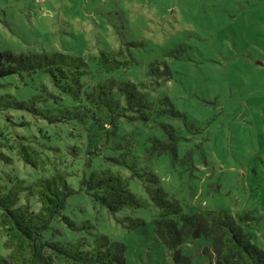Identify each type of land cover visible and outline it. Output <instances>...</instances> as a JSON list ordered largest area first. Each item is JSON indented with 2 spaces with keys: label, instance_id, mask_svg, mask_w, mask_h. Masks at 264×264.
Wrapping results in <instances>:
<instances>
[{
  "label": "rangeland",
  "instance_id": "rangeland-1",
  "mask_svg": "<svg viewBox=\"0 0 264 264\" xmlns=\"http://www.w3.org/2000/svg\"><path fill=\"white\" fill-rule=\"evenodd\" d=\"M120 46L135 58L125 78L149 83L155 97L169 95L184 113L166 120L181 135L180 155L191 151L194 159L189 168L168 154L146 163L141 156V167L157 173L187 213L208 208L239 217L251 212L253 217L240 223L264 249V0H0V51L88 58ZM153 61L171 69L160 86L146 74ZM6 78L11 84L0 86V93L27 98L33 92L19 76ZM152 133L162 136L145 127L138 147L143 150ZM10 172L31 180L34 168L0 159V182ZM144 177L132 178L131 187L148 196L146 186L155 184ZM71 180L78 186L76 178ZM154 210L112 213L82 191L68 198L63 211L77 227L55 219L47 236L66 241L106 234L126 244L127 264H181L157 237ZM3 241L0 230V260L7 254ZM207 244L198 238L184 247L193 256L189 264H209Z\"/></svg>",
  "mask_w": 264,
  "mask_h": 264
},
{
  "label": "trees",
  "instance_id": "trees-1",
  "mask_svg": "<svg viewBox=\"0 0 264 264\" xmlns=\"http://www.w3.org/2000/svg\"><path fill=\"white\" fill-rule=\"evenodd\" d=\"M134 61L123 46L88 58L60 51H0V78L5 79L0 86L11 84L8 76L33 86L27 98L0 93V159L34 168L31 177L27 174L31 180L10 172L0 182V230L7 249L0 264H127L126 244L106 234L66 241L47 236L55 219L77 227L63 211L68 198L82 191L112 213L153 206L155 233L177 263H191L184 247L204 238L209 264H264V249L240 223L251 219V212L239 217L208 208L187 213L158 174L141 167V156L146 163L168 154L189 168L194 159L191 151L180 155L181 135L166 120L185 116L170 96L155 97L149 83L125 78ZM146 74L160 86L171 69L153 61ZM145 127L162 136L147 135L142 150L138 138ZM135 176H148L155 184L146 186L148 196L132 189Z\"/></svg>",
  "mask_w": 264,
  "mask_h": 264
}]
</instances>
